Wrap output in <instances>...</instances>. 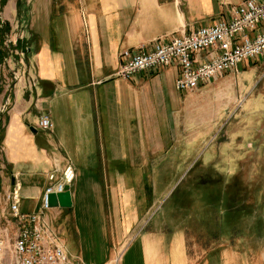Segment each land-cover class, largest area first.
<instances>
[{
    "label": "crops",
    "instance_id": "crops-1",
    "mask_svg": "<svg viewBox=\"0 0 264 264\" xmlns=\"http://www.w3.org/2000/svg\"><path fill=\"white\" fill-rule=\"evenodd\" d=\"M241 1L6 0L0 7L7 30L0 44V216L14 184L20 210L39 211L47 174L70 161L71 207L44 213L69 256L112 264V218L122 220L124 235L135 230L122 264H264V247L245 257L238 244L204 246L188 229L144 227L151 206L145 205L144 172L152 164L146 155L153 153L147 132L160 140L155 126L178 107V73L169 66L117 76L124 50L150 51L155 42L229 20ZM42 116L52 122L49 131L37 126Z\"/></svg>",
    "mask_w": 264,
    "mask_h": 264
},
{
    "label": "rangeland",
    "instance_id": "rangeland-1",
    "mask_svg": "<svg viewBox=\"0 0 264 264\" xmlns=\"http://www.w3.org/2000/svg\"><path fill=\"white\" fill-rule=\"evenodd\" d=\"M176 98V110L155 126L160 140L147 132V152L153 153L146 155L152 164L144 172L145 205L151 206L144 227L161 222L188 229L204 246L238 244L250 257L264 247V60L242 63L237 74ZM107 222L112 260L119 257L112 264H122L135 230L124 235L121 219ZM16 226L13 217H0L1 235ZM11 262L9 245L0 264Z\"/></svg>",
    "mask_w": 264,
    "mask_h": 264
},
{
    "label": "built area",
    "instance_id": "built-area-1",
    "mask_svg": "<svg viewBox=\"0 0 264 264\" xmlns=\"http://www.w3.org/2000/svg\"><path fill=\"white\" fill-rule=\"evenodd\" d=\"M229 14V20L199 27L167 42H155L150 51L124 50L120 54L117 76L129 79L140 72L175 66L178 73L175 89L187 93L227 74H237L242 63L256 58L264 60V0H242ZM2 26L0 20V28ZM37 126L49 131L52 122L42 116ZM74 178L75 170L70 161L62 169L55 165L47 174L48 185L40 210L35 213L20 210V189L14 184L4 196L8 212L1 213L0 217H13L17 226L9 236L0 234V256L11 245V264H85L66 253L58 233L44 218L45 211L49 210L47 196L62 193Z\"/></svg>",
    "mask_w": 264,
    "mask_h": 264
},
{
    "label": "water",
    "instance_id": "water-1",
    "mask_svg": "<svg viewBox=\"0 0 264 264\" xmlns=\"http://www.w3.org/2000/svg\"><path fill=\"white\" fill-rule=\"evenodd\" d=\"M47 205L49 208H70L71 193L70 186H65L62 193H51L47 196Z\"/></svg>",
    "mask_w": 264,
    "mask_h": 264
},
{
    "label": "trees",
    "instance_id": "trees-1",
    "mask_svg": "<svg viewBox=\"0 0 264 264\" xmlns=\"http://www.w3.org/2000/svg\"><path fill=\"white\" fill-rule=\"evenodd\" d=\"M6 0H0V7L4 5ZM7 33V30L4 28V25L0 28V44H2L3 38L5 34Z\"/></svg>",
    "mask_w": 264,
    "mask_h": 264
}]
</instances>
